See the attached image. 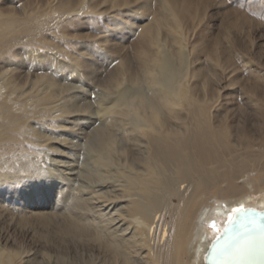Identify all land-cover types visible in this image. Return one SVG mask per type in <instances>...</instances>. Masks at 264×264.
Wrapping results in <instances>:
<instances>
[{
  "label": "bare ground",
  "instance_id": "6f19581e",
  "mask_svg": "<svg viewBox=\"0 0 264 264\" xmlns=\"http://www.w3.org/2000/svg\"><path fill=\"white\" fill-rule=\"evenodd\" d=\"M119 1L113 9L129 0ZM158 1L150 22L140 26L119 58L114 90L78 109L58 94L60 85H72L60 77L62 66L69 61L79 73L74 62L82 59L68 47L78 41L65 32L77 19L103 25L118 15H103L94 0H0V214L14 215L15 206L24 203L34 214L43 196L53 194L55 205L46 216L57 217L56 232L79 245L94 243L111 264H208L212 243L240 209L264 211V195L253 197L237 182L262 181L264 152L253 148L252 137H244L232 118L222 116L221 93L184 55L187 22L201 21V9L192 0ZM100 40L90 44L103 50ZM163 41L171 43L174 61ZM224 52L208 44L205 59L225 65L231 61ZM140 81L151 92L135 101L132 89ZM255 93L260 100L264 88ZM77 112L83 113L77 120L87 116L108 125L119 119L126 127L84 159L67 158L60 168L48 155V142L61 121ZM74 162L102 168L96 170L99 182L84 185L72 176L81 169ZM36 184L46 193L16 191ZM28 255L0 247V264H44ZM55 263L72 264L60 255Z\"/></svg>",
  "mask_w": 264,
  "mask_h": 264
},
{
  "label": "rangeland",
  "instance_id": "374dc122",
  "mask_svg": "<svg viewBox=\"0 0 264 264\" xmlns=\"http://www.w3.org/2000/svg\"><path fill=\"white\" fill-rule=\"evenodd\" d=\"M94 1L103 15L110 17L118 15L116 18L118 20H111L108 17L103 25H94L86 19H77L78 21L76 20L65 32L69 38L78 41L76 46L71 43L72 45L68 47H72L74 49H71L72 51L79 52L82 59L74 62L79 66V73L68 67L69 61L62 66L60 77L64 76L71 80L72 85H60L58 94L70 98V104L73 103L76 108H80L85 102L93 101L94 98L109 95L114 90L112 81L119 68V58L138 38L137 32L141 29L140 26L150 22V17L159 4L158 0H129L128 4L113 9L112 4L117 0ZM261 2L264 0H192V6L199 7L198 9L203 12V19L201 21L189 19L187 22L188 31H191L186 34L183 52L188 63L192 62L195 68L201 67L209 85L222 94L219 96L222 102L219 107L222 116L232 118L235 124H238V128L242 129L240 131L244 137H252L253 148L255 150L262 148L264 152V95L262 94L263 99L256 101L255 93L256 89L264 88V7L259 6ZM138 12L143 14H137ZM96 39H101L99 45L103 50H98L95 45L90 44ZM162 44L165 50L168 49L166 51L170 59L174 61L175 54L171 49V43L163 41ZM208 44L217 50L226 51L224 57L231 62L225 60L226 64L221 66L205 59ZM70 65L74 66L72 63ZM148 86L147 82L140 81L136 87H133L132 91L136 94L131 99L136 101L138 94L149 95L151 90ZM196 88H200L198 84ZM82 114L77 112L71 116L67 115L66 119L61 121L57 134H52V139L48 142L50 144H48L49 148L47 147L50 149L47 150L48 155H51L60 166L67 158L84 159L86 154L100 146L105 138L121 133L126 127L119 119L108 125L92 123L87 116L84 120H77L83 117ZM35 121L37 120H32V125ZM119 138L121 145L127 146L126 137L119 136ZM78 163L74 162V167L79 166L81 169L71 173L72 176L77 175L84 185H95L99 182L96 174L97 171L102 170L99 165H96L99 167L96 168L95 165L86 166ZM261 178L262 181L257 184L243 182V177L237 182L240 186L245 184L253 197H262L264 176ZM226 186L229 188V184ZM27 190L46 193V189L41 184H36L31 189L27 186L16 188L17 192ZM52 195L43 196L40 206L35 205L38 210L34 211V214L30 212L29 203H24L25 207L22 208L15 206L22 201L21 196L14 203L17 213L0 214V247L16 249L21 255L32 254L30 261L39 259L44 264H58L55 262L59 259V255L65 256L72 264H111L108 258L100 256L101 251L94 243L83 241L79 245L77 241L64 240L56 232L57 217L46 216V213L52 212V207L55 205ZM219 201L218 204L223 203L222 200ZM185 259L189 261L190 256L186 255Z\"/></svg>",
  "mask_w": 264,
  "mask_h": 264
},
{
  "label": "water",
  "instance_id": "95a60500",
  "mask_svg": "<svg viewBox=\"0 0 264 264\" xmlns=\"http://www.w3.org/2000/svg\"><path fill=\"white\" fill-rule=\"evenodd\" d=\"M253 210V209H252ZM261 215L249 216L242 224L229 226L211 245L206 260L208 264H264L259 256L244 253L248 236L244 235L258 223H264V211H256Z\"/></svg>",
  "mask_w": 264,
  "mask_h": 264
},
{
  "label": "snow or ice",
  "instance_id": "6c2138e0",
  "mask_svg": "<svg viewBox=\"0 0 264 264\" xmlns=\"http://www.w3.org/2000/svg\"><path fill=\"white\" fill-rule=\"evenodd\" d=\"M261 215L255 213L254 210L240 209L236 215L231 219L230 226L242 224V222L249 216ZM214 226V225H213ZM244 235L248 236L247 246L244 249V253L249 256H259L264 260V223H258L254 227H251Z\"/></svg>",
  "mask_w": 264,
  "mask_h": 264
}]
</instances>
